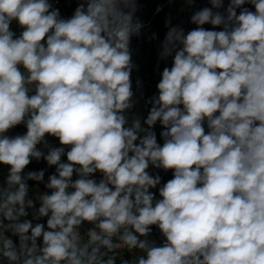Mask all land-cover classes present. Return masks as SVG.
Wrapping results in <instances>:
<instances>
[{
    "label": "clouds",
    "instance_id": "clouds-1",
    "mask_svg": "<svg viewBox=\"0 0 264 264\" xmlns=\"http://www.w3.org/2000/svg\"><path fill=\"white\" fill-rule=\"evenodd\" d=\"M57 3L0 0V264H264V0L162 39L138 0ZM134 37L165 64L151 96Z\"/></svg>",
    "mask_w": 264,
    "mask_h": 264
},
{
    "label": "trees",
    "instance_id": "trees-1",
    "mask_svg": "<svg viewBox=\"0 0 264 264\" xmlns=\"http://www.w3.org/2000/svg\"><path fill=\"white\" fill-rule=\"evenodd\" d=\"M56 6L60 8L62 15L70 16L76 7V0H58ZM204 6H208L207 0H196L193 9L181 11L183 7L182 0H172L171 3H169V0H138L139 10L137 12V17L144 23L146 33L156 32L162 39L166 31L164 28L166 16L170 15L172 17L173 24L179 23L184 26L186 30H190L195 27L189 23L191 11ZM158 8L160 9L159 12H157ZM132 46L137 50L134 55V60L139 65V69L134 70L132 74L134 91H136L137 94L143 92L145 97L151 96L156 93L155 85L160 78L159 71H162L165 64L161 63L159 70L156 69L157 48L155 43L148 42L146 38L137 39L134 37ZM137 79L142 81V87L139 89L136 88L135 82ZM140 110L146 114V109L143 108V101H141ZM160 130L159 125H157L156 131L158 136ZM24 131L25 129L23 126H19L12 130L10 135L22 134ZM49 142L51 144H58L54 138H49ZM42 166V164H37L34 161L29 167L31 169H38ZM160 174L163 177V181H167L171 178V172L163 173L161 171Z\"/></svg>",
    "mask_w": 264,
    "mask_h": 264
},
{
    "label": "rangeland",
    "instance_id": "rangeland-1",
    "mask_svg": "<svg viewBox=\"0 0 264 264\" xmlns=\"http://www.w3.org/2000/svg\"><path fill=\"white\" fill-rule=\"evenodd\" d=\"M13 29L16 30V31H19V29L16 27L15 24L13 25Z\"/></svg>",
    "mask_w": 264,
    "mask_h": 264
}]
</instances>
